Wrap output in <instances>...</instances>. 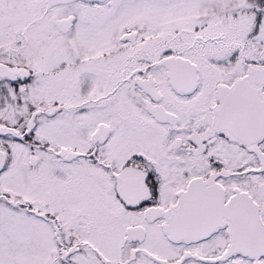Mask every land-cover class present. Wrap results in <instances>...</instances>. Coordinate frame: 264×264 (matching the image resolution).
<instances>
[{
  "label": "snow or ice",
  "instance_id": "snow-or-ice-1",
  "mask_svg": "<svg viewBox=\"0 0 264 264\" xmlns=\"http://www.w3.org/2000/svg\"><path fill=\"white\" fill-rule=\"evenodd\" d=\"M0 264H264V0H0Z\"/></svg>",
  "mask_w": 264,
  "mask_h": 264
}]
</instances>
